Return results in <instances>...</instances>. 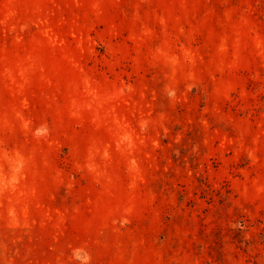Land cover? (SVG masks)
<instances>
[{"label":"rangeland","instance_id":"1","mask_svg":"<svg viewBox=\"0 0 264 264\" xmlns=\"http://www.w3.org/2000/svg\"><path fill=\"white\" fill-rule=\"evenodd\" d=\"M0 264H264V0H0Z\"/></svg>","mask_w":264,"mask_h":264}]
</instances>
